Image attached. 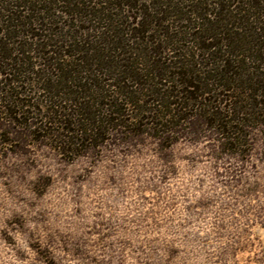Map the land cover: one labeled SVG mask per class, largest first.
I'll use <instances>...</instances> for the list:
<instances>
[{
    "label": "rangeland",
    "instance_id": "374dc122",
    "mask_svg": "<svg viewBox=\"0 0 264 264\" xmlns=\"http://www.w3.org/2000/svg\"><path fill=\"white\" fill-rule=\"evenodd\" d=\"M56 14L61 24L51 27L60 32L70 19ZM84 19L71 30L85 38L88 26L100 24ZM4 30L0 24V264H264L263 116H245L234 130L198 103L178 112L162 107L163 117L158 96L134 87L139 107L124 103L122 117L112 116L93 141L64 143L50 110L60 101L69 112V96L43 90L44 73H53L41 52L60 55ZM94 46L74 55L62 48L63 58L76 65L86 56L87 66L112 58L111 71L122 72L128 56ZM140 47L147 55L130 61L143 63L144 73L153 56ZM199 59L197 68L208 71Z\"/></svg>",
    "mask_w": 264,
    "mask_h": 264
},
{
    "label": "trees",
    "instance_id": "16d2710c",
    "mask_svg": "<svg viewBox=\"0 0 264 264\" xmlns=\"http://www.w3.org/2000/svg\"><path fill=\"white\" fill-rule=\"evenodd\" d=\"M56 12L70 19L66 31V27L53 31L52 25L61 24ZM83 19L100 24L88 26L85 38L84 32L71 30ZM0 24L5 25L6 37L35 38L49 49L47 54L60 55L47 58L41 52L43 64L53 73L51 78L44 73L43 90L58 97L64 92L69 96L64 99L71 104L69 112L60 101H54L50 110L54 123L66 132L60 135L64 143L79 144L102 136L112 116L122 117L124 103L139 107L143 101L139 90L158 96L163 117L167 113L162 107L178 112L197 103L208 107L214 123L225 129L234 130L237 127L233 124L245 116L264 117V0H0ZM99 29L105 31L102 36L91 37L90 33ZM84 42L89 47L93 43L113 45L112 52L119 50L120 56H128L126 64L120 66L122 72L111 71L115 68L112 58L91 66L86 65V56H78L76 65L63 58L68 55L66 48H74L69 52L72 55L94 52L96 46L82 49ZM141 45L153 56L148 60L151 69L144 73L139 72L143 63L130 61L134 55H147ZM27 52L21 50L22 54ZM155 56L163 62L156 64ZM202 57L207 61L203 63L209 69L206 72L197 68ZM3 58L18 61L12 56ZM97 67L110 73L97 74ZM63 84L65 89L60 90ZM93 92L97 98L91 97ZM171 98L175 100H167ZM97 107L107 115L101 116Z\"/></svg>",
    "mask_w": 264,
    "mask_h": 264
}]
</instances>
